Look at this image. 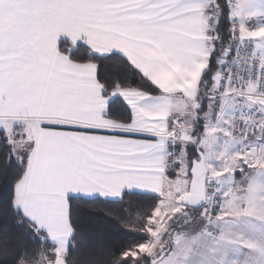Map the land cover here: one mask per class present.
Masks as SVG:
<instances>
[{
	"label": "snow or ice",
	"instance_id": "obj_1",
	"mask_svg": "<svg viewBox=\"0 0 264 264\" xmlns=\"http://www.w3.org/2000/svg\"><path fill=\"white\" fill-rule=\"evenodd\" d=\"M0 264H264V0H0Z\"/></svg>",
	"mask_w": 264,
	"mask_h": 264
}]
</instances>
